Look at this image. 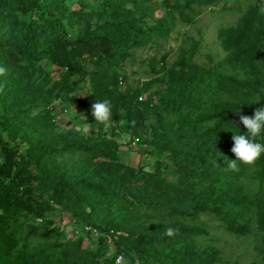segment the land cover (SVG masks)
I'll use <instances>...</instances> for the list:
<instances>
[{"label": "trees", "instance_id": "trees-1", "mask_svg": "<svg viewBox=\"0 0 264 264\" xmlns=\"http://www.w3.org/2000/svg\"><path fill=\"white\" fill-rule=\"evenodd\" d=\"M128 1L0 0V264H219L220 250L197 241L203 213L235 235L256 228L251 264H264V153L226 163L248 131L240 116L264 107V0L219 29L217 65L182 48L137 84L124 70L134 50L168 37L176 12L190 20L186 8L219 0H162L154 23ZM105 99L107 129L92 116ZM59 105L79 109L64 127ZM134 154L156 155L151 170Z\"/></svg>", "mask_w": 264, "mask_h": 264}, {"label": "rangeland", "instance_id": "rangeland-1", "mask_svg": "<svg viewBox=\"0 0 264 264\" xmlns=\"http://www.w3.org/2000/svg\"><path fill=\"white\" fill-rule=\"evenodd\" d=\"M144 12L146 20L154 23L156 17H163L167 13V8L162 0H137ZM176 0H172L174 2ZM253 0H219L215 5L192 4L186 8V15L190 20H184L179 12L175 14V23L172 32L168 37H155L148 45L135 49L133 55L125 64V74L128 83L137 84L147 78L153 77L152 68L154 65L161 66L163 62L169 66L178 58L181 49H188L193 56V60L200 66L210 67L217 65L222 60L226 52L220 46L218 31L221 27L236 24L248 5ZM182 4L186 0H180ZM133 1L129 0L128 5L133 6ZM126 82L123 81L122 86ZM60 105L56 109L61 126H67L68 121L79 112L77 107L68 106L61 111ZM137 146V145H133ZM125 146L123 147V149ZM156 155L147 154L144 156L132 155L133 162L139 163L151 170V163ZM135 163V164H136ZM252 189H258L257 184L251 179L243 180ZM67 221L69 217L66 215ZM207 230V235L197 237L200 245H211L221 252L223 261L219 264H251L260 261L261 256L257 249L260 243V236L256 228L254 232L246 235H235L225 229L224 224L213 213L200 214L194 221ZM74 225V224H73ZM72 227V226H71ZM78 226L74 227V229ZM86 247H94L89 240L84 241ZM122 264L124 260L121 259ZM119 262V263H121Z\"/></svg>", "mask_w": 264, "mask_h": 264}, {"label": "clouds", "instance_id": "clouds-1", "mask_svg": "<svg viewBox=\"0 0 264 264\" xmlns=\"http://www.w3.org/2000/svg\"><path fill=\"white\" fill-rule=\"evenodd\" d=\"M4 69L0 68V74L4 73ZM258 102V101H257ZM256 103V102H255ZM92 116L104 127L112 126V104L111 101L105 99L96 101L92 104ZM240 122L247 128V134H235L233 136L234 146L231 151L235 154L236 159L226 160L227 167L231 170H238L236 161L239 160L244 164H254L261 154L264 153V144L256 142V138L264 133V107L257 108L254 116L241 115ZM83 133L89 132V127L84 125ZM178 229L169 227L165 230V235L174 236Z\"/></svg>", "mask_w": 264, "mask_h": 264}, {"label": "built area", "instance_id": "built-area-1", "mask_svg": "<svg viewBox=\"0 0 264 264\" xmlns=\"http://www.w3.org/2000/svg\"><path fill=\"white\" fill-rule=\"evenodd\" d=\"M121 83H122V82H121ZM137 141H138V137H136V138L134 139L133 144H137ZM87 229H90V228L87 227ZM118 262H121V257L118 258Z\"/></svg>", "mask_w": 264, "mask_h": 264}]
</instances>
